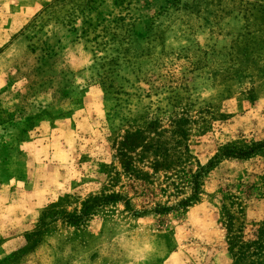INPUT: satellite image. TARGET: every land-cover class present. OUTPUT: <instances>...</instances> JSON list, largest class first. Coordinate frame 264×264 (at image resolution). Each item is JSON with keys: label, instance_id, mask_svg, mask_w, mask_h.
Masks as SVG:
<instances>
[{"label": "rangeland", "instance_id": "374dc122", "mask_svg": "<svg viewBox=\"0 0 264 264\" xmlns=\"http://www.w3.org/2000/svg\"><path fill=\"white\" fill-rule=\"evenodd\" d=\"M259 142L264 0H0V264H264Z\"/></svg>", "mask_w": 264, "mask_h": 264}, {"label": "trees", "instance_id": "16d2710c", "mask_svg": "<svg viewBox=\"0 0 264 264\" xmlns=\"http://www.w3.org/2000/svg\"><path fill=\"white\" fill-rule=\"evenodd\" d=\"M263 150H264V142L253 144L250 147L245 148V149H234L232 147H225L223 150H221V152L216 157H214L212 160L208 162L205 169L207 170L212 169L216 165L218 159L232 158V159H237V160H247ZM205 169L201 168L200 171L204 172ZM194 184H195V187L193 188V195L191 198L187 199L185 202L196 200L197 196L199 195L198 181H195ZM119 200H120L119 197H116L114 195L102 197L101 200L91 199V200L86 201L82 205V211L80 215L65 214L66 216H64V218L66 219V222L72 225H79L86 217L89 216L91 209H93L94 207H99L102 204L116 202ZM225 215H226V220L222 222L221 224L224 227V230L226 233V239H227L229 251L232 255H237L238 257L242 258L246 254H248V252L250 251L252 247L246 244H243V243H241L240 245H237L234 242L236 237L231 236V232L233 229L231 215L227 211L225 212ZM256 236L258 237V241L257 242L252 241L251 243L254 247V250L257 252L264 251V246L261 243L262 236H264V233L262 231H259L257 232Z\"/></svg>", "mask_w": 264, "mask_h": 264}]
</instances>
